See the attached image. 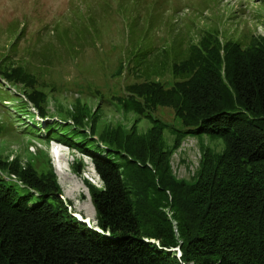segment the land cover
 <instances>
[{
  "label": "trees",
  "instance_id": "16d2710c",
  "mask_svg": "<svg viewBox=\"0 0 264 264\" xmlns=\"http://www.w3.org/2000/svg\"><path fill=\"white\" fill-rule=\"evenodd\" d=\"M122 33L135 34V27ZM244 34L221 40L215 30L202 33L179 61L160 63L158 70L173 77L170 86L149 74L153 50H137L140 62L126 68L121 94L112 97L123 114L136 115L129 127L96 130L99 104L90 108L78 99L72 109L58 100L59 117L48 121V97L58 89L45 83L50 77L21 63L0 66L2 87L17 88V114L35 134L42 125L46 143L54 138L89 150L102 181V187L86 181L91 228L58 197L45 151L42 167L36 154L25 162L18 154L0 158V172L32 190L19 193L0 176V264H264V34ZM159 108L171 109L179 126L154 116ZM142 118L151 123L144 132L137 128ZM86 124L90 135L78 139ZM166 130L173 135L169 146ZM96 132L100 145L90 148ZM186 136L224 141L222 152L202 150L190 179L170 169ZM81 162L73 163L74 172Z\"/></svg>",
  "mask_w": 264,
  "mask_h": 264
},
{
  "label": "rangeland",
  "instance_id": "374dc122",
  "mask_svg": "<svg viewBox=\"0 0 264 264\" xmlns=\"http://www.w3.org/2000/svg\"><path fill=\"white\" fill-rule=\"evenodd\" d=\"M124 27L127 31L135 27V34L124 36ZM140 28L146 33H139ZM213 30L221 40L244 38L247 32L248 36L264 34V5L260 0H0V66L21 63L50 77L45 83L52 82L58 89L48 97L52 113L48 121L59 117L56 103L61 101L64 107L72 109L78 99L90 108L99 104L96 130L106 124L129 127L136 115L123 114L112 97L121 94L126 68L140 62L136 51L153 50L147 58V62L154 64L149 74L170 86L173 77L158 70L160 63L179 61L202 33ZM119 66L123 68L122 74L112 77ZM18 96L17 88L6 90L0 84V158L11 159L18 154L25 162L36 154L34 160L42 167V150L45 151L61 189L58 197L78 222L94 226L86 181L97 187H102V181L89 150H79L54 138L48 143L43 141V126H35L39 128V134H35L30 120L17 114L18 107L13 105ZM152 114L167 124L179 126L169 108H159ZM35 119L40 122L37 116ZM150 125L148 119L142 118L137 128L144 132ZM85 130L87 134H78V139L90 135L88 124ZM92 136L87 141L90 148L100 145L98 132ZM164 139L169 146L173 135L166 130ZM206 147L222 152L224 141L208 136L184 137L170 156L173 175L190 179ZM51 148L63 155L62 173L56 169ZM76 161L82 162L74 172ZM0 176L19 193L32 191L8 177L5 171Z\"/></svg>",
  "mask_w": 264,
  "mask_h": 264
},
{
  "label": "bare ground",
  "instance_id": "6f19581e",
  "mask_svg": "<svg viewBox=\"0 0 264 264\" xmlns=\"http://www.w3.org/2000/svg\"><path fill=\"white\" fill-rule=\"evenodd\" d=\"M63 157V155L60 154V152H58L57 148H54V158H55V162H56V169L58 171V173H62V169H61V164H60V161H61V158ZM13 179H16L14 176H12ZM88 203H89V206H90V210L92 212H94V208L92 206V203L90 201V199L88 198ZM180 255V252L178 251V255L177 257Z\"/></svg>",
  "mask_w": 264,
  "mask_h": 264
}]
</instances>
